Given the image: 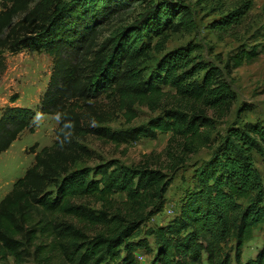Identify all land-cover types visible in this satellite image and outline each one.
<instances>
[{
  "label": "trees",
  "instance_id": "16d2710c",
  "mask_svg": "<svg viewBox=\"0 0 264 264\" xmlns=\"http://www.w3.org/2000/svg\"><path fill=\"white\" fill-rule=\"evenodd\" d=\"M0 1V32L8 29L0 36V73L6 67L4 50L51 55L52 71L38 109L55 117L60 112L71 125L64 129L70 142L61 146L64 124L57 120L54 143L33 150V163L1 199L0 264H29L33 257L49 263L56 254L65 257L61 264H140L141 252L152 255L151 264H264V245L243 259L245 243L264 222L262 121L229 126L197 168L195 184L176 215L149 224L165 206L170 172L185 162L184 155L211 147L216 122L230 113L237 98L224 69L193 54L196 46L190 43L165 52L148 74L142 70L152 39L182 27L189 12L181 3L144 0L150 10L138 23L100 41V27L137 0ZM242 9L219 18L215 27L239 23ZM258 53L255 47L243 50L225 67H238ZM103 95L118 99L130 121L136 103L161 112L146 123L112 129L101 125L108 111L99 112L95 104ZM165 98H175L176 105L163 106ZM16 100L14 94L0 108V154L22 132L36 128L30 122L35 110L13 104ZM161 133H170V142L180 145V154L168 151L162 167L126 165L118 159L75 167L89 152L80 143L88 134L121 144ZM117 194L125 199L116 200ZM81 223L95 231L89 233Z\"/></svg>",
  "mask_w": 264,
  "mask_h": 264
},
{
  "label": "rangeland",
  "instance_id": "374dc122",
  "mask_svg": "<svg viewBox=\"0 0 264 264\" xmlns=\"http://www.w3.org/2000/svg\"><path fill=\"white\" fill-rule=\"evenodd\" d=\"M159 1L164 0H154L153 4L156 5ZM169 1L181 3L183 5L181 9L189 13L178 31L167 30L163 35L152 39V48L148 56L141 61L142 70L148 74L165 52L190 43L196 46L193 54L224 69L225 77L237 95L230 113L216 122L217 132L213 135V140L217 141L225 135L229 126L237 122L255 120L264 122V0ZM245 3L249 7L248 5L243 7ZM240 7L243 8L244 17L239 23L225 29L215 27L216 20ZM3 8L0 1V10ZM149 10L144 0H137L100 27L99 40L103 41L113 36L117 29L138 23L142 15ZM176 14L175 22H178L179 13ZM23 15L16 16L14 22L20 20ZM7 33L8 29L0 32L1 38ZM253 47L259 50L257 56L245 60L238 67L231 69L225 67L232 55ZM3 56L6 67L5 71L0 73V108L9 105L11 96L17 94V100L13 104L27 105L38 110L40 99L51 75L53 57L46 52L29 49H23L17 54L4 50ZM175 101V98H165L162 105H176ZM95 104L99 112L108 111V119L101 125L116 130L146 123L161 112V109L154 110L147 103H136L133 107L135 117L130 121L126 109L120 108V102L114 97L99 96ZM57 126L58 121L55 116L43 114L33 133L25 130L7 151L0 154V201L11 190L13 183L22 177L33 163L35 156L33 150L38 152L54 143ZM170 136V133H161L155 139L141 138L130 143L117 144L88 134L80 139V143L87 147L89 152L83 154L75 167L95 166L111 159H118L126 165L150 162L153 167H162L168 163V151L180 154V145L177 146V142H170ZM216 141L211 147H203L195 153L184 155L185 162L174 172L169 171L172 183L166 193L165 206L150 219V225L166 223L176 215L186 192L195 184L197 168L213 153L217 146ZM257 166L263 171L259 160ZM115 198L121 201L125 199V195L117 194ZM86 204L101 208V204H94L93 200H87ZM75 221L78 222L77 219ZM81 226L89 233L95 231L91 225L81 223ZM263 245L264 222L254 229L252 237L245 243L243 259L255 256ZM48 259L49 263L43 257L40 259L33 257L29 264H61L65 257L56 254ZM139 260L140 264H151L152 255L141 252Z\"/></svg>",
  "mask_w": 264,
  "mask_h": 264
},
{
  "label": "clouds",
  "instance_id": "9594fccd",
  "mask_svg": "<svg viewBox=\"0 0 264 264\" xmlns=\"http://www.w3.org/2000/svg\"><path fill=\"white\" fill-rule=\"evenodd\" d=\"M43 113L42 110H35L31 119V123L34 126H38L41 120ZM56 118L58 121H63L64 127L61 129V133L63 135V138L59 141L60 145L63 146L65 143H69L70 142V132H66L64 129L71 127L70 122L66 121L64 119V115L60 112L56 113Z\"/></svg>",
  "mask_w": 264,
  "mask_h": 264
}]
</instances>
